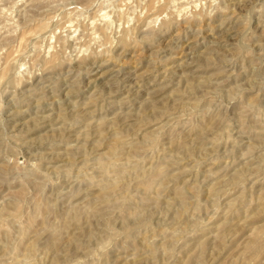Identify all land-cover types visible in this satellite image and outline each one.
I'll return each mask as SVG.
<instances>
[{
	"label": "rangeland",
	"instance_id": "1",
	"mask_svg": "<svg viewBox=\"0 0 264 264\" xmlns=\"http://www.w3.org/2000/svg\"><path fill=\"white\" fill-rule=\"evenodd\" d=\"M0 264H264V0H0Z\"/></svg>",
	"mask_w": 264,
	"mask_h": 264
}]
</instances>
